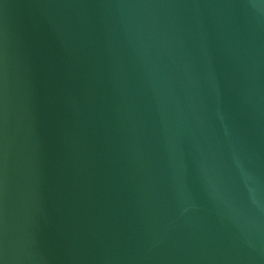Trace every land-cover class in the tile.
<instances>
[{"label":"water","instance_id":"1","mask_svg":"<svg viewBox=\"0 0 264 264\" xmlns=\"http://www.w3.org/2000/svg\"><path fill=\"white\" fill-rule=\"evenodd\" d=\"M0 264H264V0H0Z\"/></svg>","mask_w":264,"mask_h":264}]
</instances>
